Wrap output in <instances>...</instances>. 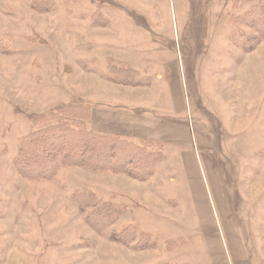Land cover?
I'll list each match as a JSON object with an SVG mask.
<instances>
[{"label":"rangeland","instance_id":"obj_1","mask_svg":"<svg viewBox=\"0 0 264 264\" xmlns=\"http://www.w3.org/2000/svg\"><path fill=\"white\" fill-rule=\"evenodd\" d=\"M109 1L54 0L37 14L29 0H0V38L14 50L0 53V264H264V41L242 53L228 22L260 0H208L195 59L188 0ZM97 11L107 27L90 24ZM108 58L153 81L109 82ZM107 90H129L144 118L172 126L152 180L63 169L42 184L17 173L19 139L40 128L28 115L75 98L92 115ZM81 188L132 206L112 228L133 225L155 247L134 251L91 229L70 200Z\"/></svg>","mask_w":264,"mask_h":264},{"label":"trees","instance_id":"obj_2","mask_svg":"<svg viewBox=\"0 0 264 264\" xmlns=\"http://www.w3.org/2000/svg\"><path fill=\"white\" fill-rule=\"evenodd\" d=\"M188 1L191 4L189 37L195 43V59L202 50L205 36L202 10L208 0ZM239 1L233 0L234 4ZM29 4L37 14L56 8L54 0H29ZM89 22L92 26H108V20L98 11L91 15ZM228 22L230 42L242 53H251L264 41V0L242 14L230 15ZM13 51L0 38V53ZM104 75L109 82L129 87L148 86L153 81V78L113 58L107 59ZM91 111L88 103L75 98L46 113L28 115L31 123L40 125V128L19 139L20 149L12 159L13 168L23 179L42 184L54 182L63 169H80L98 175H125L142 183L152 180L163 160V145L148 139L134 142L94 133L87 127ZM70 200L95 232L102 234L110 229L112 241L134 251L155 247L151 235L138 231L133 225L112 228L132 211V206L104 200L87 188L72 192Z\"/></svg>","mask_w":264,"mask_h":264},{"label":"crops","instance_id":"obj_3","mask_svg":"<svg viewBox=\"0 0 264 264\" xmlns=\"http://www.w3.org/2000/svg\"><path fill=\"white\" fill-rule=\"evenodd\" d=\"M127 63L129 66L133 67L131 62H126L125 64ZM155 79L161 82L162 75L157 74L155 76ZM176 83L178 84L177 76L175 77V83H172V87L175 92H176ZM125 89H131V88H125ZM99 92L100 93H96L97 96L101 94V91ZM127 93H130V91L126 90L125 93L123 92V94L120 95L115 91L107 90L105 95L107 98H109L107 102L100 101L93 103V105H95L96 110L95 108H93L92 119L93 121H95V123H93L94 127H98V129H96L98 131L96 132L102 135L121 137L123 139H127L134 142L138 141L139 139H148L152 141L159 140L158 142H162V141L165 142V139L161 138L162 130H164L166 134L174 132L172 126L169 125V121H167L166 123L157 124V121H155L152 118L150 119L144 118L142 116V113L145 110H148L147 107L141 106L140 105L141 101L139 99H131ZM176 95H178V97L180 98V103H181L182 94H181L180 86H179L178 94ZM99 105H105L107 106L108 109L111 110L112 113L110 114L109 117L103 116V113H101V111L103 110L102 108L104 107H101ZM101 130H108V131H101ZM164 142L162 143L164 144Z\"/></svg>","mask_w":264,"mask_h":264}]
</instances>
